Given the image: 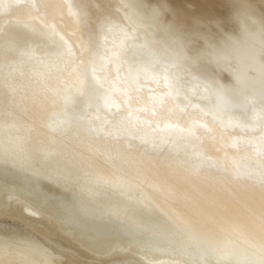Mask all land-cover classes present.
Here are the masks:
<instances>
[{
    "label": "bare ground",
    "instance_id": "bare-ground-1",
    "mask_svg": "<svg viewBox=\"0 0 264 264\" xmlns=\"http://www.w3.org/2000/svg\"><path fill=\"white\" fill-rule=\"evenodd\" d=\"M0 264H264V0H0Z\"/></svg>",
    "mask_w": 264,
    "mask_h": 264
}]
</instances>
